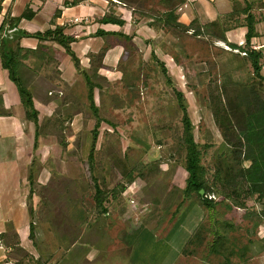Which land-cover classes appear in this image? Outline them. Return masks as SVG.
Listing matches in <instances>:
<instances>
[{
	"label": "rangeland",
	"instance_id": "374dc122",
	"mask_svg": "<svg viewBox=\"0 0 264 264\" xmlns=\"http://www.w3.org/2000/svg\"><path fill=\"white\" fill-rule=\"evenodd\" d=\"M148 36L140 48L125 54L118 70L113 66L114 72L122 71L120 77H92L99 84L94 92L102 117L99 125L89 107L84 74L78 70L80 77L74 85L77 95L63 108L62 99L60 107L53 110L56 118L63 121L64 142L52 135H44L42 140L32 136L30 156L21 161L28 165L17 168L24 179L18 192L24 196L22 202L14 204L26 206L31 223L35 224L30 237L33 253L25 255L20 264H38L35 256L40 250L48 255L61 250L55 246L63 239L50 228L47 206L69 214L82 233L90 220L102 221L103 235L98 239L107 240V255H126L129 259L126 262L116 258L119 264H168L170 259L174 260L172 264H223L224 257L233 264H264V217L255 197L226 198L224 193L214 192L208 195L213 203L204 205L196 193L186 192L188 173L186 152L180 143L183 124L179 108L180 103L187 107L195 139L202 148L207 179L212 183L214 162L227 147L210 107V92L216 89V83L244 84L260 78L254 75L250 63L244 64L235 57L237 48L219 45L217 40H179L161 31ZM235 36L232 39L240 42L244 35ZM25 41L22 39L23 45ZM91 59L98 67L99 56ZM262 63L264 76V58ZM58 68V62L46 61L40 70L44 79L37 82V92L48 94L44 111L60 95L51 98V92L75 91L63 81ZM177 91L183 93V100ZM54 102L52 107H56ZM92 130L98 132L93 174L99 184L115 188L122 181L118 165L134 169L135 176L121 198L106 201L109 214L104 219L92 215L95 188L88 162ZM156 165L159 169L154 172ZM51 177L55 182L50 181ZM64 179L70 190L61 186ZM93 214H97V209ZM7 234L8 241L19 242L15 232ZM125 234H129L131 243ZM101 240L96 243L98 252L106 249ZM23 254L20 250L15 252ZM103 257L97 259L99 264L107 259ZM111 259L108 258L112 262Z\"/></svg>",
	"mask_w": 264,
	"mask_h": 264
},
{
	"label": "crops",
	"instance_id": "0c3cea01",
	"mask_svg": "<svg viewBox=\"0 0 264 264\" xmlns=\"http://www.w3.org/2000/svg\"><path fill=\"white\" fill-rule=\"evenodd\" d=\"M138 1L141 2L142 7L148 9L153 7L161 12L169 10L173 4L170 0H164V4L160 0ZM166 3L167 6H165ZM179 3L176 14L180 22L190 24L194 19H197L205 24L217 21L223 28H226L225 34L228 42L242 47H245L243 43L246 44L248 31L246 24L247 17L250 15L249 20L254 19L256 35L252 37L249 48L255 45L258 46L257 51L264 53V0H183ZM134 6V3L127 5L120 0H0V27L4 26V33L7 25L16 20L20 21L19 27L25 29L30 35L22 38L26 39V45L22 44V39L20 40L19 49L22 47L25 50H33L44 44L53 46L56 49L55 62L59 63L58 69H60L63 81L68 82L70 87H75L77 76L80 77V71L78 72L73 55L61 44L55 41H42L33 34L44 33L56 29L57 26H64L65 33L72 38L73 54L79 59L80 65L84 69L90 68L92 66L91 58L99 55L109 44L104 55L99 56L98 74L107 79L115 74L120 77L118 75H121L122 71H117V65L124 58L128 41L119 34L129 36L134 44V49L140 48L141 43L146 37H149V34L156 35L161 31L176 36L161 27L150 26L149 23L153 19L141 18L138 13H135ZM27 7L31 13H34L31 18L23 17ZM118 19L122 20V23L116 21ZM241 34L244 36L240 37V42L232 39V37H236L235 35L241 36ZM201 38L207 37L202 36ZM212 40H217L216 43L219 45L224 44L226 47H230L226 41L218 38ZM42 50L44 51V48ZM40 58L37 59L35 54L30 53L25 62L32 67L39 68V76L32 83L31 88L35 107L39 111V119L42 121L45 115L53 114V110L60 107L63 90L57 91L60 95L53 100L56 107L51 106L52 101L49 102L50 108L48 105L49 109L44 111V100L48 98V94L46 93L44 96L38 94L37 82L44 79L41 78L40 70L43 69L46 61L44 62V58ZM113 66L117 69L116 72H114ZM72 91L73 95H77L78 88L75 87V91L73 89ZM94 92L96 91L94 90ZM94 99L96 102L95 93ZM67 104L69 103L62 102L61 108ZM46 111H50V113H45ZM32 136L34 139L36 138V125L23 106L19 89L10 78L8 69L4 68L0 54V234L9 231L15 232L19 242L14 243L19 244L29 253H33L30 250V246L33 244L30 238L31 218L26 206L17 207L14 203L20 201L24 196L18 192V186L23 183L24 179L17 168L28 165L21 161L22 158L30 156ZM43 138L44 135H40V139ZM27 178H29L28 174ZM104 245L106 249L98 252L96 244L88 240L78 239L71 244L60 240L59 245L55 247H59L61 250H57L55 253L51 251L54 254L49 255L40 250V254L35 257H37L36 259L42 258L46 262L45 264H99L97 259L102 256L107 259L100 262L101 264H119L116 258L129 262L126 255H117L115 258L108 256L107 240ZM47 246L51 247L50 245L45 247ZM58 251H61V254H58ZM12 253L11 246L0 245V264H20L18 256ZM108 258H112V262ZM173 261L170 259L168 264H172Z\"/></svg>",
	"mask_w": 264,
	"mask_h": 264
},
{
	"label": "trees",
	"instance_id": "16d2710c",
	"mask_svg": "<svg viewBox=\"0 0 264 264\" xmlns=\"http://www.w3.org/2000/svg\"><path fill=\"white\" fill-rule=\"evenodd\" d=\"M127 5L135 4V13L145 19H153L149 23L150 26L161 27L166 32H171L176 35L179 40L185 38H204L208 43H212L211 39L218 38L220 40L228 42L226 37V28H223L217 21L210 23H201L199 20L194 19L190 24L182 23L178 20L176 10L180 1L183 0H170L172 2L169 10L165 12L157 11L156 9L146 8L141 6V2L137 0H120ZM161 3L165 2L160 0ZM182 3V2H181ZM164 4V3H163ZM167 6V3L165 4ZM34 13L29 11V7L26 8L23 13L24 18H31ZM251 16L247 17L248 31L246 34V45H241L228 42L233 48L242 49L246 55L235 54V57L242 61L244 64L250 63L253 68L254 75L258 76L260 80L254 79L244 84L240 82L225 81L221 85L216 83L215 90L210 92L209 103L213 111L216 124L221 130L224 145L227 149L222 150L217 156L214 162V174L213 182L210 183L207 179V170L202 162V148L199 142L196 141L194 135V124L189 115L186 105L180 103L179 108L182 111V124L183 132L180 136V143L185 149L186 161L185 169L188 173L187 177V193H196L201 202L204 205H211L213 203L212 198H208V195L217 192L219 194L224 193L226 198H241V197H255L261 204V214L264 217V92L262 91L264 76L262 75L264 53L255 49L249 48L252 37L256 35L254 19L249 20ZM253 17V16H252ZM122 23V20H116ZM64 26H57L54 30H49L44 33L36 32L33 36L38 37L42 41H55L64 46L67 51L73 54L71 49L72 38L64 31ZM4 26L0 27V54L3 61L4 68L8 69L10 78L16 83L23 106L27 109L29 117L36 125V138L40 135H52L59 139V142H64V130L61 118H56V113L51 115H45L43 120L39 119V111L35 107L34 95L32 91V83L35 82L39 76V68L32 67L25 62L29 58L30 53L36 55L37 59L44 58L47 63L55 62L56 49L53 46L44 44L38 46L33 50H25L20 47L17 54H14L11 59L4 54V42L1 35L3 33ZM125 37L128 41L126 46V52L134 50V44L131 42V38L124 34H119ZM109 44L102 50L98 56H103L104 52L108 48ZM44 48V51L42 50ZM124 54V57H125ZM128 54V53H127ZM73 58L76 67L82 74H84L86 84L88 87L89 107L96 118V125L102 120L100 115L99 106H97L94 99V90L99 85L92 78L99 77V68L92 64L91 69H84L80 65L79 59L73 54ZM104 78V77H103ZM216 82V79L214 80ZM233 88V89H232ZM177 95L180 100H183V93L177 91ZM54 94L59 92H51V98ZM67 96H70L67 98ZM56 97V96H55ZM63 103H68L73 100V94L63 90L62 93ZM81 112V110H78ZM93 140L89 153V173L96 172V166L94 163V156L96 153L95 143L98 139L97 130H92ZM64 144V143H63ZM66 146V144H64ZM113 154V153H112ZM92 165V166H91ZM91 166V167H90ZM117 169L122 174V181L113 188L103 187L99 184L97 177L93 174V183L95 188L94 200L95 209L92 215L99 219H104L109 214L106 201L110 198H121L124 191L127 190L129 184L135 180L134 172L132 168H123L118 165ZM159 169L156 165L154 172ZM153 173V172H151ZM149 176V175H148ZM50 181L55 182V178L51 177ZM64 190H70V184L64 179L61 181ZM56 186V185H55ZM86 188V187H85ZM62 189V188H61ZM205 190V197L202 198L200 191ZM88 192V190H87ZM50 211V228L54 232H58L65 242L71 244L75 241H90L96 244L100 241L103 235V228L101 226L102 221H98L95 218L90 220L88 227L84 233L81 229H76L77 224L74 219L67 213L59 211L58 209H51L50 206L45 208ZM91 213V212H90ZM97 221V223L95 222ZM35 224L32 222L30 229L31 235L34 231ZM70 229V230H68ZM128 244L130 242L129 234H125ZM7 233L0 234V245L12 247V254L15 255L18 250L24 252L23 255H17L18 260L21 262L25 255L29 252L22 248L19 244L11 243L7 239ZM98 238H101L100 240ZM104 238V237H103ZM264 239V238H263ZM105 244L106 240H101ZM264 241V240H263ZM217 252H221V249L216 247ZM222 254V253H221ZM222 257H224L222 255ZM38 264H45L42 258H38ZM223 264H233L226 257L222 260Z\"/></svg>",
	"mask_w": 264,
	"mask_h": 264
},
{
	"label": "water",
	"instance_id": "95a60500",
	"mask_svg": "<svg viewBox=\"0 0 264 264\" xmlns=\"http://www.w3.org/2000/svg\"><path fill=\"white\" fill-rule=\"evenodd\" d=\"M19 20H16L14 23L7 25L3 35L2 41L4 42V54L8 56L9 59L18 51L20 40L23 37H28L30 34L25 30L19 27ZM201 195L204 194V189L200 191Z\"/></svg>",
	"mask_w": 264,
	"mask_h": 264
},
{
	"label": "built area",
	"instance_id": "2783aa9c",
	"mask_svg": "<svg viewBox=\"0 0 264 264\" xmlns=\"http://www.w3.org/2000/svg\"><path fill=\"white\" fill-rule=\"evenodd\" d=\"M252 49L257 50V49H258V46L252 45ZM237 50H238V53H240V54H242V55H246V54H247L245 51H241V50H239V49H237Z\"/></svg>",
	"mask_w": 264,
	"mask_h": 264
}]
</instances>
